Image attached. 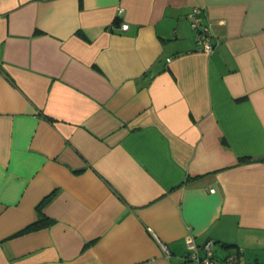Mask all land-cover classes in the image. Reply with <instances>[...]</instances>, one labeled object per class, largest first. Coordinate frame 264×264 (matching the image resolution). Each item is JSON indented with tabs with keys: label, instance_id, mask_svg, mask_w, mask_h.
I'll list each match as a JSON object with an SVG mask.
<instances>
[{
	"label": "crops",
	"instance_id": "crops-1",
	"mask_svg": "<svg viewBox=\"0 0 264 264\" xmlns=\"http://www.w3.org/2000/svg\"><path fill=\"white\" fill-rule=\"evenodd\" d=\"M261 157L264 0H0V264H264Z\"/></svg>",
	"mask_w": 264,
	"mask_h": 264
},
{
	"label": "built area",
	"instance_id": "built-area-1",
	"mask_svg": "<svg viewBox=\"0 0 264 264\" xmlns=\"http://www.w3.org/2000/svg\"><path fill=\"white\" fill-rule=\"evenodd\" d=\"M120 11V9H119ZM188 19L191 27L195 30V41L199 48L204 51H211L213 45L211 43L212 33L210 30V24L204 20L201 16V8L195 7L188 13ZM120 28L122 30L128 28L127 23H121ZM211 191L214 189L211 188ZM161 244L163 251L167 252V248L164 244ZM187 253L184 259L195 260L197 264H240L237 253H230L224 258H217L213 255V242L211 240L205 242L202 245L204 255H199L198 245L195 243L192 237L187 239Z\"/></svg>",
	"mask_w": 264,
	"mask_h": 264
},
{
	"label": "trees",
	"instance_id": "trees-1",
	"mask_svg": "<svg viewBox=\"0 0 264 264\" xmlns=\"http://www.w3.org/2000/svg\"><path fill=\"white\" fill-rule=\"evenodd\" d=\"M248 161H264V157L261 158H240L238 163L248 162ZM50 199V196L44 197L35 207V219L28 226L21 229L18 234L25 233L31 230L39 229L45 226H48L54 222L53 219L48 217L44 212V206L47 201Z\"/></svg>",
	"mask_w": 264,
	"mask_h": 264
}]
</instances>
